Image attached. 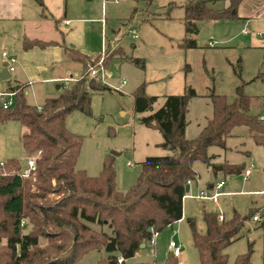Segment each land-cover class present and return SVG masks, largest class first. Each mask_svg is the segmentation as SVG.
I'll list each match as a JSON object with an SVG mask.
<instances>
[{"label": "rangeland", "instance_id": "374dc122", "mask_svg": "<svg viewBox=\"0 0 264 264\" xmlns=\"http://www.w3.org/2000/svg\"><path fill=\"white\" fill-rule=\"evenodd\" d=\"M43 1L44 9L32 0L38 11L35 20L25 26L0 24V73L7 68L2 52L16 58L9 63L14 66L10 78L0 79V91L7 90L9 85L26 83L27 103L40 107L48 97L57 96L76 82L66 84L67 76L78 80L82 74L83 64L73 60L64 45L26 49L25 36L64 40L65 46H73L95 58V66H100V57H104L105 80L101 81L110 89L93 91L90 113L75 110L66 118V126L83 138L76 168L97 176L104 160L111 157L120 192L136 183L141 163L148 156L172 153L160 145L164 137L159 129L140 121L152 111H134L133 93L139 86L158 97L154 110L164 104L167 95L183 93L186 85L197 91L186 113L189 139L197 137L207 118L212 117V93L223 94L233 101L237 87L243 86L251 97L249 113L264 115V0L241 2L238 13L248 18L197 21L195 48L182 46L186 37L184 4L189 0ZM215 1L218 9L229 4V0ZM27 131L28 127L16 119L0 120V162L14 158L23 169L27 168L29 157L21 142ZM226 145V149L211 146L208 154L215 156L213 161H227L243 168L234 173H215L206 162L196 160L193 167L197 178L190 183L183 201L184 220L158 232L154 247L148 242L147 247L127 258L124 264H166L172 240L180 246L181 264H201L189 219L199 232L205 233V211L222 215L225 220L236 212L246 217L240 237L225 249L228 264L247 252L250 244L252 264H264V148L254 141L245 126L236 127ZM246 169L251 171L248 177ZM221 180L224 186L217 189ZM214 192H219L217 201L200 197ZM252 212L259 213L261 220H254L249 215ZM90 224L97 230L110 232L107 227ZM107 257L105 248L93 249L77 264H97Z\"/></svg>", "mask_w": 264, "mask_h": 264}, {"label": "trees", "instance_id": "16d2710c", "mask_svg": "<svg viewBox=\"0 0 264 264\" xmlns=\"http://www.w3.org/2000/svg\"><path fill=\"white\" fill-rule=\"evenodd\" d=\"M36 1L44 6L43 0ZM242 1L229 0L224 9L216 8L215 0L187 1L182 46L197 47L194 35L201 19L240 18ZM23 43L26 49L60 44L29 38ZM65 49L73 60L83 64L75 83L57 96L48 97L42 109L27 103L28 84L9 85L7 90L15 92V104L9 108L0 106L1 121L16 119L28 127L21 142L28 157H35L36 161V170L30 176L22 174L23 167L17 159L0 164V264H77L85 253L100 248H105L108 257L97 264H124L143 243L148 246L152 230L161 232L183 217L186 186L197 178L193 167L196 160L206 162L215 173H234L243 168L227 161H213L209 147L226 149L227 138L234 129L245 126L264 148V119L249 113L251 97L243 86L237 87L233 101L212 93L213 115L198 136L189 139L186 113L197 91L186 85L183 93L167 95L164 104L154 110L158 97L147 94L141 85L133 93L134 111H152L140 121L159 129L164 137L160 145L172 153L148 156L141 163L136 183L120 192L111 157L104 160L97 176L76 168L83 138L67 128L66 118L75 110L90 113L92 92L110 87L97 78H89V56L73 46ZM114 52L107 56L106 64ZM245 219L236 212L231 219L219 221L217 213L205 211V233L199 232L189 219L201 264H228L225 249L240 237ZM90 223L107 227L110 232L97 230ZM252 252L250 244L248 251L239 254L232 264H252ZM119 257H123V263H118ZM166 264L181 263L170 252Z\"/></svg>", "mask_w": 264, "mask_h": 264}, {"label": "built area", "instance_id": "2783aa9c", "mask_svg": "<svg viewBox=\"0 0 264 264\" xmlns=\"http://www.w3.org/2000/svg\"><path fill=\"white\" fill-rule=\"evenodd\" d=\"M66 24H69L68 21H66ZM133 37L135 38L136 35L133 34ZM3 56L6 57V59L8 60L7 61V68L8 70L11 72L14 70V66L13 65H10L9 63H14L16 61V58L12 55H8L7 52H3ZM95 61V58H91L90 62L88 63V68H89V77L91 78H97L99 80H102L104 81L105 80V75H103L102 73V69H103V61H104V57H100V60H99V65L95 66L94 64H92L93 62ZM71 81H77V78H74V77H67L65 82L66 84H68L69 82ZM0 101H1V106L3 108H9L11 106H13L15 104V92L14 91H9V90H5V91H0ZM39 109H42V106L38 107ZM262 119H264V115L261 116ZM3 162H1L0 164H2ZM36 170V161H35V157H30L29 160H28V166L27 168L23 169L22 170V174L24 176H30L33 171ZM251 174V171L250 169H246L245 170V176H249ZM191 183V181H189V184ZM224 186V181L221 180L217 183V186L216 188L217 189H220ZM219 195V192H214L212 195L210 196H207V195H203V196H200L201 198H210L214 201H217V197ZM254 220L256 221H260L261 220V216L259 213L255 214L253 217H252ZM218 220L219 221H223L224 218L222 215H218ZM24 222V221H23ZM157 236H158V232L155 231V230H152V236L150 238V241H149V244L150 246L154 247L156 245V239H157ZM170 246L172 248L171 252L179 257L180 256V253H181V250H180V246L177 245L175 243V241H170ZM118 263H123V257H119L118 258Z\"/></svg>", "mask_w": 264, "mask_h": 264}, {"label": "crops", "instance_id": "0c3cea01", "mask_svg": "<svg viewBox=\"0 0 264 264\" xmlns=\"http://www.w3.org/2000/svg\"><path fill=\"white\" fill-rule=\"evenodd\" d=\"M34 1H36V0H34ZM43 3H44V1H43ZM241 5H242V3H241ZM41 8L44 9V6H41ZM37 11L38 10L35 9V6H34L32 0H0V24L1 23H3V24H10V23H12V24H19V25H21V27L23 25L25 26L28 22H32V21L35 20V13ZM257 14H259V13L257 12ZM262 14H264V9H263V13ZM239 16H240V18H248L249 17L248 15H245V14H243L241 12H240ZM57 25H58V22L56 21L55 22V26H57ZM262 34H264V33H262ZM25 38H29V39H40V40H43V41H57V40H44V39H41L39 37H33V38H31V37H28V36L27 37L25 36L23 38V41L25 40ZM59 43H61L62 45H65L64 40H62ZM2 56H3V52H2ZM6 64H7V62H5V65ZM67 77H72V76L69 75ZM60 87H61V85H60ZM185 197H186V195H185ZM183 201H184V199H183ZM184 216H186V214H184V210H183V217L180 220H178L177 222L183 221L184 220ZM169 247H170V250H172V248L170 246V243H169ZM180 255H181V253H180ZM124 263H125V261H124Z\"/></svg>", "mask_w": 264, "mask_h": 264}, {"label": "water", "instance_id": "95a60500", "mask_svg": "<svg viewBox=\"0 0 264 264\" xmlns=\"http://www.w3.org/2000/svg\"><path fill=\"white\" fill-rule=\"evenodd\" d=\"M10 78V74H9V71H8V68H5L1 73H0V79H3V80H6ZM58 88H60V85L57 86ZM190 190V184H187L186 186V191L188 192ZM141 247H145V244L143 243L141 245Z\"/></svg>", "mask_w": 264, "mask_h": 264}]
</instances>
